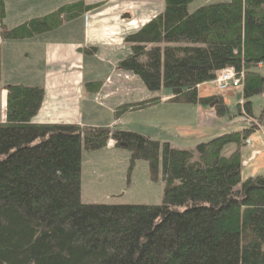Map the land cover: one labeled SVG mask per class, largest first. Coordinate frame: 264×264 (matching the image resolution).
<instances>
[{
    "label": "trees",
    "instance_id": "obj_1",
    "mask_svg": "<svg viewBox=\"0 0 264 264\" xmlns=\"http://www.w3.org/2000/svg\"><path fill=\"white\" fill-rule=\"evenodd\" d=\"M193 1L162 0L158 13L125 33L128 51L116 68L137 77L149 97L115 107L114 116L159 103L164 89L172 103L213 104L217 116L227 115L221 96H200L198 87L231 68L241 82L240 115L249 124L179 149L134 131L36 123L43 89L7 85L0 122V264H264V174L242 178L239 152L264 126V0L190 9ZM91 8L77 1L8 28L0 0V37L28 38ZM260 95L255 117L251 99ZM109 140L130 153L129 168L144 160L152 179L160 171L161 204L81 202L82 152ZM229 144L236 148L225 154Z\"/></svg>",
    "mask_w": 264,
    "mask_h": 264
},
{
    "label": "crops",
    "instance_id": "obj_2",
    "mask_svg": "<svg viewBox=\"0 0 264 264\" xmlns=\"http://www.w3.org/2000/svg\"><path fill=\"white\" fill-rule=\"evenodd\" d=\"M77 1H82L85 7L90 5H93L94 9L98 5L101 7L94 14L95 16H99L100 19L96 22H91V24L88 23L87 29L84 28V15L91 10H84L83 16H80L79 13L73 19L64 22L57 28L28 38L6 40L0 37V122L5 120L7 98L6 86L18 83L30 87L38 86L44 91L41 107L34 118V122L36 123H76L82 126L85 124V120L83 119L84 116H86L84 115L85 111H90L91 114L94 115H100L102 110L100 107L94 106V97L99 92L107 91H105V88L103 87L100 89L97 88L96 92H94V89L98 86L96 82H101L100 85H103V83L106 82L105 79L112 75V71L115 70L117 62L126 55L128 47L124 45L120 48L115 45L116 43H119L120 35H118L119 37L116 43H114V41L110 43L107 41L108 39H101L100 41L94 39L97 31L94 23L102 21L101 24H107L109 21H115L118 19L125 21V19L129 20L131 15L134 19L135 17L141 19V26L162 8V0L160 1L157 11L151 9V0H149L148 3L146 2L147 0H143V2L146 3L145 6L140 7L139 10L133 9L125 11V13H123L124 15L122 14L121 16H118V18L114 15L115 8L129 2L132 3V0H73L60 5H68ZM34 2L35 5L33 8L29 9L27 18L20 22H16L15 24H11L12 26L8 24L9 22L5 11V17L3 19L5 26L11 28L32 17L44 16L52 12V6L56 7V5H58L54 3L50 4V1L45 2V0H34ZM68 25L74 26V28H69L68 31L65 32L66 26ZM104 29L111 30V33L115 32L114 29ZM73 30H75L76 33H74V35H69L68 32ZM122 36L124 37V35ZM87 55H91V57L86 61ZM86 62H89V65H92L95 70L93 68L88 69ZM20 70L21 72L18 74V71ZM88 84L95 85V87L90 86L89 88ZM204 84L206 83L199 85V87ZM198 93L200 96H205L202 92L198 91ZM110 96L111 94H107L106 98ZM112 100L113 101L109 103V109L107 108V111L110 113L114 112L115 107L120 104L138 102L141 101L142 98H134V100L130 101H123V99H121L117 101L118 103L116 102L117 98ZM159 104L169 105L170 107L168 108L173 110V113L180 110L179 117H181V119L176 127H181L178 130L183 136L175 135L171 137L163 135L157 137L156 134H149L143 131L144 134L142 135L162 142H168L175 148L192 149L198 142L210 139L219 133V130H216V127L211 125V119H208L207 124L202 125L199 123V112H203L205 106L177 104L170 101ZM185 110L188 111V113L191 112V120L194 118L193 122H195V124L193 122L192 124H187V122L181 123V120L184 118L182 113H184L183 111ZM258 114L253 115L256 117ZM122 117L117 119L118 123H120ZM230 121L231 122L228 123L229 125H227L228 127L225 131H240L246 126L244 120L241 119L240 122L238 120L236 123L235 121H237V119H232ZM110 123L112 122H108V124ZM233 124L235 125L233 126ZM163 126L164 125L162 124L160 128L156 127V131L162 129ZM260 130L264 133V126H261L256 132H253L250 138L257 140L255 136ZM136 131L137 133H142L139 130ZM225 131L223 130V132ZM262 131L260 132L262 133ZM195 133H200L199 135L197 134L196 137L203 135L204 138L184 137V135L188 136ZM261 138L262 137L259 135V141H261ZM109 143H113V141L109 140L105 148L92 153H100L101 151L107 150L106 148H114L113 146H109ZM235 148V145L229 144L225 150L229 152ZM250 151L251 149L247 148L246 145L241 148L240 153L242 163L251 159ZM106 155H108V153H106ZM81 158V161H83V154ZM253 175L255 174L251 172L248 176ZM81 194L82 189L80 187V198Z\"/></svg>",
    "mask_w": 264,
    "mask_h": 264
},
{
    "label": "rangeland",
    "instance_id": "obj_3",
    "mask_svg": "<svg viewBox=\"0 0 264 264\" xmlns=\"http://www.w3.org/2000/svg\"><path fill=\"white\" fill-rule=\"evenodd\" d=\"M46 1H50V4H58L56 7H51L53 9L52 11H54L61 6L60 4L71 2L73 0H45V2ZM160 1L161 0H151V9L153 11L158 10ZM217 1L222 0H195L190 4L189 7L190 9H193L201 4ZM3 2L5 5L4 8L9 25L25 20L27 18V14H29V9L33 8L35 5L34 0H3ZM146 2L148 3L149 0ZM145 5L146 3L143 2V0H132V3L129 2L115 8L114 15L115 17H118L125 13V11L133 9L139 10L140 7ZM99 6L100 5H98L95 9L91 8V11L86 10L88 12L84 15L83 21L85 29H87L88 23L91 24V22H96L100 19L99 16L94 15L101 8ZM83 14L84 12L82 11L80 16H83ZM130 17L131 18L129 20L125 19V21L118 19L115 21H109L107 24H101L102 21L94 23V26L97 29L94 39L98 41L101 39H108L107 41L110 43L112 41L116 43L119 37L118 35H120L121 37L119 38V43H116L115 45L122 48L124 45H126L123 41L122 35L135 30L141 24V19L136 17L134 19L131 15ZM62 20L63 23L67 22V20ZM103 27L107 29H114L115 32L111 33V30H105ZM69 28H74V26H66L65 32H67ZM74 33H76L75 30L68 32L69 35H74ZM90 57L91 55H87L86 61ZM86 66L88 69L93 68L92 65H89V62H86ZM20 72L21 70L18 71V74ZM259 72L264 73V65H261ZM105 80L106 82H104L103 85H99V89L104 87L105 91L107 92L97 93L93 102L95 103L94 106L100 107L102 112L100 115H94L91 114L90 111H85L84 115L86 116L83 118L85 120V124L82 126H106L111 129L116 128L120 130H132L134 132L139 130L140 132L143 131L149 134H156L157 137L163 135L171 137L175 135L183 136V134H180L178 130L181 127H176L178 126V122L181 119V117H179L180 110L173 113V110L168 108L170 107L169 105L159 104L169 100L170 94H168L169 92L167 90L164 89L159 93L158 96H160V100L159 103H157L159 105L155 104L143 109L129 111L123 114L125 116H120L123 117L121 118L120 123H118V118L114 116V112L110 113L107 111V108L109 109L110 107L109 103L113 101L112 99L117 98L116 102L121 99H123V101H130L134 100V98H142V100H144L145 98L149 97V93L144 89L137 77L129 72L119 70L116 67L115 70L112 71V75L107 77ZM198 91L205 95L221 96L224 105L228 107L227 115L217 116L215 114L213 104L206 105L204 108L205 110L203 112H199L198 119L200 124H207L208 119H211V125L216 127V130H219L217 135L223 132V130L225 131L227 129V125H229L228 123L231 122L230 120L232 119H237L235 123L238 122V120L240 122L241 119L244 120L245 124H249L250 119L249 121L245 120L246 118L240 115L238 108V106L243 103L241 98V88L235 87L224 92H219L215 83L212 81L200 86ZM107 94H111V96L106 98ZM251 101L253 114L256 115L260 113V110L263 106V96H255L251 99ZM183 112L184 113H182V116L184 118L181 120V123L187 122V124H192L194 118L191 120V112L188 113L186 110ZM108 122L112 123L108 124ZM193 123L195 124V122ZM254 123L257 124V121H253V124ZM162 124L164 125L163 128L156 131L155 128H160ZM234 125L235 124H233V126ZM261 126L262 125L260 124V127ZM260 127L259 125L257 126L258 129ZM260 131H258V134L255 136L257 140L249 137L245 142L246 147L251 149V159H248L249 161L242 163V178L248 176L251 172H253L255 175L264 174V133L263 131L262 133ZM143 132L140 134H144ZM197 134L199 135L200 133H195L188 136L184 135V137L204 138L203 135L196 137ZM259 135L262 137L261 141H259ZM109 144V146H113L114 148H106L107 150L101 151L100 153L96 152L95 154L87 151L82 152L83 161L80 174V183L82 189L80 198L81 202L104 204H161L163 198L164 182L162 180L160 171L157 177L152 179L149 172L148 163L144 160L135 161L133 166L129 168L130 153L125 149L116 148L114 146V142ZM242 147H244V145L240 147L239 152L241 151ZM230 152L231 151L227 152L225 150V154H229ZM106 153H108V155H106Z\"/></svg>",
    "mask_w": 264,
    "mask_h": 264
},
{
    "label": "built area",
    "instance_id": "obj_4",
    "mask_svg": "<svg viewBox=\"0 0 264 264\" xmlns=\"http://www.w3.org/2000/svg\"><path fill=\"white\" fill-rule=\"evenodd\" d=\"M213 82L219 92H224L230 88L241 87L240 78L237 77L231 68L222 70Z\"/></svg>",
    "mask_w": 264,
    "mask_h": 264
}]
</instances>
